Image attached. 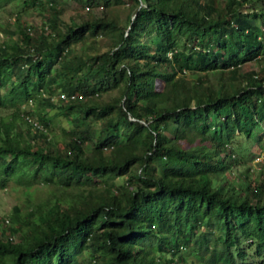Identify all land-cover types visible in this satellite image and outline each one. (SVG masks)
Returning <instances> with one entry per match:
<instances>
[{
    "label": "trees",
    "instance_id": "obj_1",
    "mask_svg": "<svg viewBox=\"0 0 264 264\" xmlns=\"http://www.w3.org/2000/svg\"><path fill=\"white\" fill-rule=\"evenodd\" d=\"M17 1L46 16L0 41V188L48 195L0 264H264V167L229 173L264 137V0Z\"/></svg>",
    "mask_w": 264,
    "mask_h": 264
},
{
    "label": "rangeland",
    "instance_id": "obj_2",
    "mask_svg": "<svg viewBox=\"0 0 264 264\" xmlns=\"http://www.w3.org/2000/svg\"><path fill=\"white\" fill-rule=\"evenodd\" d=\"M17 0H0V41H13L16 39L18 35L19 24H26L31 26L32 28L39 29L41 25L45 21L46 14H41L40 10L36 8L22 9L21 4L18 3ZM66 4L65 12L63 13V18L68 20V18L77 10H81L83 12L91 10L89 5H86L84 8H81V3L76 0H64ZM102 5H98L95 9L98 13L102 12ZM119 15L124 20L125 15L127 14V10L125 8H121L118 10ZM19 16V19L16 17ZM255 66L253 62H251ZM256 67V66H255ZM2 92V90H0ZM120 94L119 90L116 89L108 91L103 96V99H116ZM90 100V99H88ZM24 105H22L23 107ZM12 107L0 108V116L4 119H9L11 117V109ZM27 108V107H26ZM57 126H61L60 121H56ZM59 129V128H58ZM257 130L255 131V133ZM255 135L251 137H240L239 143L235 146L237 153L241 156H244V160L235 164L229 173L233 175L232 171L236 173L243 174L246 168L250 169L251 175L259 174L262 167H264V137L262 140H258L254 138ZM185 143V140H181ZM123 177L117 178V181H123ZM236 179H241L240 177H236ZM14 185H8L4 188H0V217H7L10 213L12 207L15 204L23 203L26 201L27 197H34L38 195L35 199L39 197L45 198L47 194V184L46 183H38L33 184L32 194L29 196V192H31V188L22 189L19 187L18 189L13 188ZM16 186V185H15ZM18 187V186H17ZM35 187V188H34ZM191 247H188V250ZM249 254H254L251 258L252 260H258L257 255L254 252V247L247 248ZM191 258L195 259V256L189 255ZM77 264H89L87 257H81Z\"/></svg>",
    "mask_w": 264,
    "mask_h": 264
},
{
    "label": "built area",
    "instance_id": "obj_3",
    "mask_svg": "<svg viewBox=\"0 0 264 264\" xmlns=\"http://www.w3.org/2000/svg\"><path fill=\"white\" fill-rule=\"evenodd\" d=\"M61 96H63V97H64L65 95H64V94H61ZM71 97H74V94H71Z\"/></svg>",
    "mask_w": 264,
    "mask_h": 264
}]
</instances>
